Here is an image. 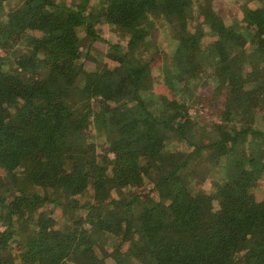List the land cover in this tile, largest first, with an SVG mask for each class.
Returning a JSON list of instances; mask_svg holds the SVG:
<instances>
[{
    "label": "trees",
    "instance_id": "1",
    "mask_svg": "<svg viewBox=\"0 0 264 264\" xmlns=\"http://www.w3.org/2000/svg\"><path fill=\"white\" fill-rule=\"evenodd\" d=\"M203 1L0 0V264H264V0Z\"/></svg>",
    "mask_w": 264,
    "mask_h": 264
},
{
    "label": "rangeland",
    "instance_id": "2",
    "mask_svg": "<svg viewBox=\"0 0 264 264\" xmlns=\"http://www.w3.org/2000/svg\"><path fill=\"white\" fill-rule=\"evenodd\" d=\"M219 1L220 2H218V0H212V1H206V2L203 1V7H201V8H200L199 4L196 3L194 6L193 16L191 18H189L187 21H184V20L179 21L180 26L183 29H184V26L188 27L190 29L191 28H193V29L197 28V31H199L201 33V31H202L201 25L194 26L193 23H200V21H202L205 14L208 11H210V9L220 10V13L222 15L227 16L229 23L238 22L236 20V18L241 19V17H242L241 11L244 8V7H242V5H244L243 0H239V1H236V0H219ZM11 5L12 4L8 3L7 7L8 6L10 7ZM151 18H154V17H151ZM154 19H157V20L155 22H152V23H155L156 26L151 25L149 27V29L147 30V34L153 33V34L158 36L159 41H160V38L167 40L170 46H175V47L179 46V50H182L183 45H184V41H183L184 37H185L184 35H186L185 32H184V35L182 36L183 40L181 39V41H180L178 38H172L170 40L169 35H168L169 34L168 33V30H169L168 25L175 23V22H172L169 20L164 21L162 17H159V19L158 18H154ZM162 23H166V24L163 25ZM242 23H244V22H242ZM102 31L106 35V37L109 38L110 41L111 40H112V42L119 41L124 48L136 47V45L138 43L137 41L140 37L139 33L134 34L135 32H132V30H130L128 28H125V27L120 26V25L110 24V23L103 25ZM201 41L204 42V37L201 38ZM105 43H106L105 41H102V42L98 43V45H97L98 47H100L99 50L102 52L106 51L109 48ZM11 49H12V46L10 47V51H11ZM0 52L1 53L4 52V49L1 47H0ZM97 54H99L98 55V59H99L98 62L99 61H102V62L106 61V57H103V53L97 51ZM205 59H206V57H205ZM88 62L92 63L94 61L89 60ZM262 62L264 63V59ZM158 80H160V82H158L156 89L164 90V91L167 90L166 92H172V90L170 88H168V86L166 84H164V82H163V80H161V78H159ZM210 81L212 83H214L212 80H210ZM223 88H224V86H223ZM201 89L203 91V94H206V93L209 94V92L214 89V86H213V84H209L207 82L203 87H201ZM198 90L199 89L197 87H195L194 92L196 93ZM193 97H194V94H191L189 96V98H193ZM207 106H208V104H207ZM220 109H222L221 105H218V104L212 105V103H211V105H209V110H206V113H210L211 117L216 116V118H220V116L216 112L217 110H220ZM190 110L192 112H194L193 107H191ZM83 114L85 116H89V118H90V115L87 112L83 111ZM86 130H87L86 133L88 134V137H90V139L92 141H94L95 143L100 144L103 141V140L100 141V138L98 137L99 130L94 125L88 126ZM209 174L210 175H208V176L211 177V176H217L216 174H218V173H215L213 171ZM222 174H224V173L222 172ZM220 176H221V174H220ZM122 193H123L122 190H117L115 192V195L120 197V196H123ZM107 200H109V199H107Z\"/></svg>",
    "mask_w": 264,
    "mask_h": 264
}]
</instances>
